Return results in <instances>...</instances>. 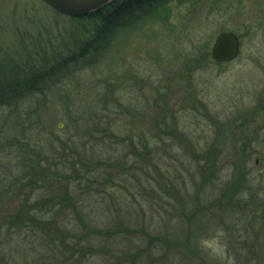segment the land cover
Instances as JSON below:
<instances>
[{"label": "rangeland", "instance_id": "374dc122", "mask_svg": "<svg viewBox=\"0 0 264 264\" xmlns=\"http://www.w3.org/2000/svg\"><path fill=\"white\" fill-rule=\"evenodd\" d=\"M149 10L125 14L113 45L70 65L62 84L0 112L9 264H127L128 253L151 264L161 251L159 264H264V0ZM93 23L44 0H0L6 82L32 39L75 29L84 41ZM224 32L240 55L218 64L211 49ZM21 205L56 208L47 219L61 236L7 228Z\"/></svg>", "mask_w": 264, "mask_h": 264}, {"label": "trees", "instance_id": "16d2710c", "mask_svg": "<svg viewBox=\"0 0 264 264\" xmlns=\"http://www.w3.org/2000/svg\"><path fill=\"white\" fill-rule=\"evenodd\" d=\"M168 0H116L108 8L101 10L97 14L91 15L95 18L87 17H69L74 21L93 20L94 26L90 28V37L84 41H80L76 36L77 30H72L70 38L55 37L53 35L40 36L32 39L33 53L28 54L26 62L21 66H13V76L15 79L11 84L7 83L6 77H4L6 70L8 71V65H5L3 61H0V112L10 109L12 113L19 110L18 108L32 100V98L42 92L44 88L58 86L62 84L66 79L69 71L67 68L74 63H77L80 59L86 61L91 54L104 53L109 47L113 45V42L127 21L121 22V18L127 13L139 12L142 13L145 9H152V5H157L160 2H166ZM179 2L185 0H176ZM151 11V10H149ZM57 12V11H56ZM58 13V12H57ZM122 16V17H121ZM98 17V18H97ZM132 24L136 21L132 20ZM138 21V19H137ZM131 23V22H130ZM131 25V24H128ZM78 29V28H77ZM77 55V56H75ZM91 57V56H90ZM32 60V61H31ZM15 74V75H14ZM30 99V100H29ZM22 108V107H21ZM5 129L2 125L0 129V136H5ZM3 143V142H2ZM26 145H31V141L27 136L25 141ZM21 145L14 147L19 148ZM7 143L5 145L0 142V154L7 149ZM20 150H24L20 148ZM34 170L38 169L36 165ZM28 197L23 199V204L29 202ZM21 212L16 214V219L11 222H6L7 228L29 229L34 235L43 233L46 237H54L56 240L61 236V230L56 229V217L47 219V214L52 213L56 208H36L28 205L22 206ZM60 207V206H59ZM61 210H58V213ZM46 216V217H45ZM14 217V218H15ZM9 230V229H8ZM51 230L50 236L46 234ZM9 244V239L6 241ZM163 250V249H162ZM62 254H66V251H60ZM8 256H0V264H9L7 260ZM127 264H138L140 259L136 258L131 253L124 256ZM139 260V262L136 261ZM165 253L161 251L160 258L150 257L151 264H159L164 262ZM27 262V263H26ZM25 264H35V262L28 263L25 260Z\"/></svg>", "mask_w": 264, "mask_h": 264}, {"label": "water", "instance_id": "95a60500", "mask_svg": "<svg viewBox=\"0 0 264 264\" xmlns=\"http://www.w3.org/2000/svg\"><path fill=\"white\" fill-rule=\"evenodd\" d=\"M55 11L70 17H87L97 14L115 0H44ZM240 54V41L232 32L219 34L211 49V58L218 64L229 63ZM61 128V127H60ZM264 155V152H263Z\"/></svg>", "mask_w": 264, "mask_h": 264}, {"label": "flooded vegetation", "instance_id": "af4514ba", "mask_svg": "<svg viewBox=\"0 0 264 264\" xmlns=\"http://www.w3.org/2000/svg\"><path fill=\"white\" fill-rule=\"evenodd\" d=\"M256 163H258V161Z\"/></svg>", "mask_w": 264, "mask_h": 264}]
</instances>
